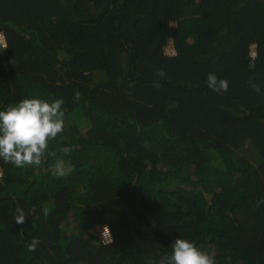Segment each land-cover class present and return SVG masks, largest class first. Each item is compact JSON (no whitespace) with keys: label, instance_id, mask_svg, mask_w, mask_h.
<instances>
[{"label":"trees","instance_id":"trees-1","mask_svg":"<svg viewBox=\"0 0 264 264\" xmlns=\"http://www.w3.org/2000/svg\"><path fill=\"white\" fill-rule=\"evenodd\" d=\"M0 31V110L65 111L39 168L0 158V264H158L178 237L264 264V0H0Z\"/></svg>","mask_w":264,"mask_h":264},{"label":"clouds","instance_id":"clouds-1","mask_svg":"<svg viewBox=\"0 0 264 264\" xmlns=\"http://www.w3.org/2000/svg\"><path fill=\"white\" fill-rule=\"evenodd\" d=\"M250 67H254V64ZM207 85L213 91L221 93L227 92L229 88L228 80L218 78L215 73L207 75ZM251 87L261 93L260 85L253 83ZM63 104L62 98L49 102L39 97H28L20 100L15 106L0 110V158L3 162L18 168H39L49 154V142L64 131ZM73 150L65 147L61 152L67 155ZM52 171L55 176L64 177L70 174L72 169L66 166L63 159H57ZM34 211V207L25 211L17 206L14 222L25 224ZM38 244V238L33 237L28 244L29 251H34ZM171 247V254L161 258L158 264H217L214 253L201 249L192 240L178 237ZM149 264L156 262L149 261Z\"/></svg>","mask_w":264,"mask_h":264},{"label":"built area","instance_id":"built-area-1","mask_svg":"<svg viewBox=\"0 0 264 264\" xmlns=\"http://www.w3.org/2000/svg\"><path fill=\"white\" fill-rule=\"evenodd\" d=\"M7 46V38L4 31H0V48ZM1 173V171H0ZM98 240L103 244H109L113 242L114 237L110 226L107 223H103L98 226Z\"/></svg>","mask_w":264,"mask_h":264},{"label":"rangeland","instance_id":"rangeland-1","mask_svg":"<svg viewBox=\"0 0 264 264\" xmlns=\"http://www.w3.org/2000/svg\"><path fill=\"white\" fill-rule=\"evenodd\" d=\"M165 52L168 54H173L176 52L175 45L173 39L169 40V43L165 46ZM250 53L252 56H256L257 54V43H252L250 46ZM100 75H98L99 77ZM245 151L250 155L252 159H254L255 155L253 154V151L251 148H246ZM92 231L96 234L98 232V226L92 228Z\"/></svg>","mask_w":264,"mask_h":264}]
</instances>
